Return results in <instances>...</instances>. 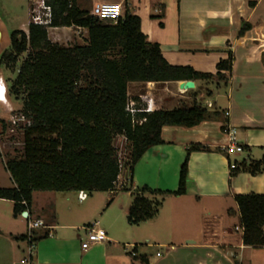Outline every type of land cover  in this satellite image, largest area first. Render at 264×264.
Listing matches in <instances>:
<instances>
[{
    "label": "crops",
    "instance_id": "obj_1",
    "mask_svg": "<svg viewBox=\"0 0 264 264\" xmlns=\"http://www.w3.org/2000/svg\"><path fill=\"white\" fill-rule=\"evenodd\" d=\"M36 1L18 0L14 3L18 12L0 6V53L9 46L11 29L27 33L31 3ZM75 1L89 12L103 2L120 3L123 9L127 1L140 18L146 40L157 43L171 65L215 75L217 64L230 53L231 71L220 70L223 80L194 79L189 89L180 86L186 80L127 83L128 102L137 109L198 103L219 116L191 128L162 127L163 143L149 148L131 173L120 172L113 190L98 192L97 197L93 192L81 199L79 192L56 191L65 195H53L48 202L44 194L49 190H34L31 206L23 211L26 215L18 216L13 215V201L0 198V264H264V246L244 245L241 225L229 227L232 217L240 221L235 195L264 194V168L256 174L240 170L230 176L231 165L237 168L242 162L262 161L264 167V0ZM48 36L58 43L85 44L87 32L60 26L49 30ZM4 98L0 112L10 113L13 102L8 95ZM192 143L209 149L190 153L185 194L165 195L153 218L130 224L132 193L143 187L175 191L186 148ZM231 143L242 151L227 153ZM4 170L7 181L0 188H11L14 183L5 164ZM37 219L44 226L33 228L30 236L23 233L22 224L28 228ZM94 223L105 229L108 239L83 250L86 228ZM141 224L145 227H138L140 240L162 250L148 254L137 249L135 236L129 235L132 231L124 230ZM121 236L132 242H121ZM126 244L134 245V257L126 254Z\"/></svg>",
    "mask_w": 264,
    "mask_h": 264
},
{
    "label": "trees",
    "instance_id": "obj_2",
    "mask_svg": "<svg viewBox=\"0 0 264 264\" xmlns=\"http://www.w3.org/2000/svg\"><path fill=\"white\" fill-rule=\"evenodd\" d=\"M51 8L52 27L77 26L86 29L85 44L62 45L52 41L46 27L28 24L10 32L9 46L0 53V66L18 67L8 92L21 101L19 115L28 124L22 127L20 156L5 161L14 186L0 188V198L13 201V215H21L32 203L34 190L91 193L114 189L119 168L114 146L116 137L129 143L127 170L151 147L163 143L164 126L191 128L219 116L206 106L194 104L174 109L138 111L131 115L126 106L128 82L225 79L221 69L231 71L232 55L217 64L215 75L189 66L171 65L157 43L146 40L140 18L127 1L115 24L99 20L75 0H44ZM248 25L239 30V34ZM192 143L179 169L175 191L143 187L132 193L128 209L130 224L153 218L165 195H183L188 179V160L193 151L208 150ZM262 161L231 168L256 174ZM132 180L130 179V182ZM242 243L264 246V194L235 195ZM22 238V237H20ZM238 264V262H235Z\"/></svg>",
    "mask_w": 264,
    "mask_h": 264
},
{
    "label": "rangeland",
    "instance_id": "obj_3",
    "mask_svg": "<svg viewBox=\"0 0 264 264\" xmlns=\"http://www.w3.org/2000/svg\"><path fill=\"white\" fill-rule=\"evenodd\" d=\"M17 1L18 0H0V6L4 7V5H5L7 8L13 7V11L18 12L19 6L17 4L16 5L14 4V3H17ZM36 7H37L36 2H32L31 3V10H32L31 16L35 13L33 10ZM39 11L40 12L44 11L41 6L39 7ZM31 20H32V18L30 17V21ZM11 30H13V29H11ZM59 43L62 45L73 44L72 42L67 43V44H65L64 42H59ZM23 58H24V54L18 58L16 64L13 67L5 66V64L0 66V77L4 80L7 90L10 89V87L12 85V80L14 79V77L17 73L18 67L21 64ZM8 96H9V99L13 102V108H12L10 113L0 112V184H6V181H7V178H6L7 176H6L5 170H4L5 161L9 157L20 156L21 149H22V127H23V125L27 124V120L25 118H24V120H18V121L16 120V123H14V124L11 122V116H13V118H14V116H16V117L20 116L19 111L21 109V101L15 99V97L11 91L8 92ZM114 146L117 150L118 158L122 162L121 171L126 170L127 169L126 162L128 161L129 152H130L129 143L125 140V138L123 136H118V137H116V139L114 141ZM98 192L99 191L93 192L94 197H97L98 195H100V194H98ZM87 194H90V193L87 192ZM53 195L54 196L57 195L56 197H58V195L62 196L65 194L64 193L59 194V193H56V191H50L49 194H44V196H45L44 199L47 200L48 202H51ZM47 196H49V198H47ZM73 197H76V194H73ZM185 219L187 221L190 220V218L188 216ZM239 224H240L239 219L237 217H235V218L232 217V219L230 220L229 227L233 228L234 225H239ZM143 225L144 224H141V226H127L124 231H132V232H130L129 235L131 236L133 233V235L135 236L134 237L135 242L138 243L137 249L138 250L140 249V252H146V253L150 254L153 251L162 250L161 248H157V245L153 246V244H151L152 247H147L145 245L144 241L140 240L142 230H139L138 227H140V229H142L143 227H145ZM21 227L24 228V230L22 229L23 233H25L27 236L31 235V231H29V229L26 228L24 223L22 224ZM151 229H153L152 226H151ZM135 231H140V232L135 235ZM121 239H122L121 242H126V240H129L128 242H132L131 239H126V236H123V237L121 236ZM120 247H122V246H120Z\"/></svg>",
    "mask_w": 264,
    "mask_h": 264
},
{
    "label": "built area",
    "instance_id": "obj_4",
    "mask_svg": "<svg viewBox=\"0 0 264 264\" xmlns=\"http://www.w3.org/2000/svg\"><path fill=\"white\" fill-rule=\"evenodd\" d=\"M37 7L33 10L35 13L31 16L32 22L37 25H42L46 27L47 31L51 30L52 27L50 25L51 23V8L45 4L44 0H37L36 1ZM42 7L44 11L40 12L39 7ZM91 15L96 16L99 20L104 22H109L115 24L117 20L122 17L123 15V9L120 3H113V2H103V3H97L95 4L91 11ZM0 95L3 97H7L8 90L6 88L4 80L0 77ZM126 110L131 114H135L138 111H149V109H137L134 107V104L132 102H128L126 106ZM16 120H24V117L20 115L19 117L11 116V122L14 124L16 123ZM28 124V121H27ZM242 151V147L240 145L231 143L227 145L226 152L227 153H233V152H240ZM119 161V168L122 169V162L118 158ZM233 168L234 165H231ZM79 197L81 199H84L86 197V193L83 191L79 192ZM44 226V222L41 219L33 220L28 223V229L31 231L33 228L42 227ZM238 227H236L237 229ZM240 229L242 231V227L240 226ZM86 238L81 242V249L87 250L92 245H95L97 243H102L107 241V233L105 229L102 227L96 225V223L93 224L91 227L86 228ZM125 252L127 255L134 257L136 255L134 250V245H125ZM160 255V253H157V256Z\"/></svg>",
    "mask_w": 264,
    "mask_h": 264
},
{
    "label": "water",
    "instance_id": "obj_5",
    "mask_svg": "<svg viewBox=\"0 0 264 264\" xmlns=\"http://www.w3.org/2000/svg\"><path fill=\"white\" fill-rule=\"evenodd\" d=\"M181 88L189 89L193 87V81L192 80H186L183 83L180 84ZM24 215H26V212H23Z\"/></svg>",
    "mask_w": 264,
    "mask_h": 264
},
{
    "label": "bare ground",
    "instance_id": "obj_6",
    "mask_svg": "<svg viewBox=\"0 0 264 264\" xmlns=\"http://www.w3.org/2000/svg\"><path fill=\"white\" fill-rule=\"evenodd\" d=\"M0 100L4 101L5 98L2 95H0Z\"/></svg>",
    "mask_w": 264,
    "mask_h": 264
}]
</instances>
